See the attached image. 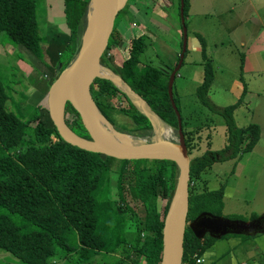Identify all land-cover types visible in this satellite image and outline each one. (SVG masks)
<instances>
[{"label":"trees","instance_id":"1","mask_svg":"<svg viewBox=\"0 0 264 264\" xmlns=\"http://www.w3.org/2000/svg\"><path fill=\"white\" fill-rule=\"evenodd\" d=\"M88 2L62 0L66 25L62 31L66 37L57 42L41 34L35 0H0V32H5L12 44L23 46L32 56L38 57L52 72L60 73L79 50ZM179 4L177 0L178 10ZM186 4L184 0V16ZM144 37L145 34L131 37L125 47L127 52L119 59L121 36L114 20L101 64L118 75L163 122L177 129V117L167 93L170 72L140 63L146 45ZM199 37L203 75L195 96L202 105L223 117L225 144L218 150L207 148L199 155L192 154L198 146L195 140L198 127H185L181 118L190 159V189L192 181L199 178L205 168L216 161L237 160L243 152L253 148L260 135L256 123L236 125L234 110L239 101L213 109L208 92L214 80V69L206 53L205 41ZM113 46L116 51L112 57H107ZM177 61L178 57L172 66ZM111 90L118 89L112 81L102 77H96L90 86L99 111L113 124L109 103L98 98ZM173 99L179 110L174 95ZM7 100L0 79V249L10 252L23 264H52L54 256L67 258L72 253L80 264H121L124 261L159 264L163 218L178 172L175 163L166 159L120 160L78 148L59 136L50 118L48 123L42 120L40 115L44 109L41 105L34 106L28 116H19L7 108ZM128 101L129 107L121 109L134 124L128 132L139 131V136H144L152 129V124ZM69 112L73 118L71 122L66 119L68 126L78 135L87 137L76 110L67 102L65 115ZM116 128L126 131L121 126ZM112 172L116 173L119 202L109 197L108 175ZM125 180L126 191L141 203L142 214L125 202ZM193 190L188 193L187 220L203 211L220 213L222 187ZM122 216L128 220L126 227ZM230 218L242 219L240 216ZM261 218L264 219V214ZM211 240L212 237H207L208 242ZM207 246V242H201L186 227L182 262L199 256ZM106 254L116 255L115 260L92 262L96 256L106 257Z\"/></svg>","mask_w":264,"mask_h":264},{"label":"rangeland","instance_id":"2","mask_svg":"<svg viewBox=\"0 0 264 264\" xmlns=\"http://www.w3.org/2000/svg\"><path fill=\"white\" fill-rule=\"evenodd\" d=\"M35 2L36 20L41 34L46 36L47 38H45L47 40L55 39L57 42L61 41V39L66 37V34L62 31L66 25H64L65 16L62 10L63 5L62 8H60V0H35ZM88 9L89 7L87 6V13ZM115 18L116 28L121 36V45L119 46V50L121 51L117 53L119 59L127 52L125 51V47L129 45L131 37L145 34L146 37L144 38L146 45L144 52L140 56L142 61L140 63L150 64L167 72H172L174 68V66H172L173 61L180 56L182 51V43H180V41L182 42V35L180 34V30L182 33V28L177 0H128ZM184 21L186 26V12ZM197 22L200 23L199 20H197ZM223 25V27L217 26L213 27L215 29H209L208 32H210V30L215 31L213 35L208 34L207 36L205 33V37L208 40V43L205 44L206 53L210 57L214 69V80L208 92L209 101L213 109H215V107L219 108L232 104L239 100L240 97L238 95H235L234 92L230 93L225 88L230 87L232 78L235 77L240 84L246 87L248 84L253 87L251 84L252 77L246 76V74L242 72L243 70L240 65L242 63L241 57L245 50V48L239 44L240 36H238V33L242 29H238L236 35L237 28L231 27L233 24L229 26L227 22H224ZM188 32H190V29H188ZM191 33L192 32H190L188 37L189 40L187 42V49L183 54V60L174 77L172 92L179 107L178 111L182 118V123L185 127L186 125L198 127V134L196 135L195 133V140L198 146L196 149L192 150V154L199 155L205 150H208L207 148L218 150L224 146L225 127L223 117L214 110L202 105L195 96L196 89L201 83L203 75L201 64L202 53L201 50L194 51V47H191ZM114 50L115 46L109 50L107 57H112ZM122 50L123 53H121ZM59 74L60 73L56 71L52 72L38 57L32 56L23 46L12 44L5 32H0V79L8 95L6 103L8 109L14 111L19 116H28L34 106L41 105L44 111H42L40 116L45 123H48V118L50 117L47 110V96L52 83ZM55 76L56 78L54 79ZM116 87L118 90H111L112 92L110 93L98 96L99 100L103 103H109V114L113 120V124L110 122L109 124L113 129L130 136L132 140L150 141L153 137L155 138L156 135L159 136L156 130L158 131V127L160 126L161 128L168 129L169 133L167 134V140H176L177 129L169 126L159 119V117L157 122H154L152 117H148L151 124H153V129L144 136H139V131L129 133L128 130L132 129L134 124L126 114L124 115V113L121 112V109L129 107L128 100H130L140 112L141 108L134 103L132 97L125 89L122 90V87H118L117 85ZM129 91L132 92L131 90ZM112 93L113 95L111 96ZM246 99L251 100L250 97ZM257 99V97L253 96L252 102L255 103ZM24 106H26L25 109H23ZM251 107L253 111L246 114V117L240 112H237L236 116H234L236 123L243 124L246 122L249 115L252 116L253 120H259L264 117L260 110H255L253 106ZM72 118V113H67L65 115V122L66 119L68 122H71ZM66 124L68 125L67 122ZM117 126H121V128L124 127L126 131H121L120 128L117 129ZM260 149H264V147L261 146ZM243 153V157L250 155L247 151ZM252 157V159L255 160L257 154H254ZM206 171L205 168L200 173L201 178ZM246 171L247 170H245L244 173ZM200 179H194L191 183L193 186L191 189L189 186V190L193 192V188L196 191L208 190L204 179H202L201 185L199 184ZM234 180L235 179L232 177L229 179L230 183H233ZM197 181L198 187L196 185ZM245 181L246 183L244 186H246L247 193L243 197H247L249 200L243 199L242 192H240L237 184L235 186L236 192L241 196L232 194L224 196L222 198V209L220 213L214 215L226 218L240 216L242 220L245 221L253 219V217H251L253 215L263 217L264 167L263 169L260 168L259 171L247 172ZM108 182L110 189L109 197L119 202L115 172L108 175ZM124 187L123 197L125 202L137 213L142 214L141 203L132 199L126 191V180L124 182ZM215 189L216 188L210 190ZM252 193H254L253 199H251ZM97 198L102 200L98 196ZM122 220L126 227L127 218L125 219L124 216H122ZM125 227L123 229L124 232L126 231ZM129 232L134 233L132 231ZM222 237L223 239L220 240V242H218L219 238H212L209 242L206 237L204 238L203 241L208 243L206 248L212 246L210 249H213L215 245H218V249H221L219 252L225 253L223 257L212 260L209 263L205 262V264H231L233 261L241 260V258H249L250 264H264V256L261 255V263L258 262L257 258L251 257L253 246L258 245L255 248L258 250L264 249V240H261L263 238L261 233H257L254 236L253 234L239 232L226 234ZM224 241H227V244L223 245L222 243ZM205 250L206 249L199 253L200 258H206ZM75 256V253H72V255L67 258H61L56 255L53 257L54 261L52 264H80ZM115 257L116 255L113 254H106V257L99 255L96 256L92 262H102L106 260L112 262L115 260ZM0 264L23 263L10 252L0 249ZM121 264H128V262L124 261ZM202 264L204 263L202 262Z\"/></svg>","mask_w":264,"mask_h":264},{"label":"water","instance_id":"3","mask_svg":"<svg viewBox=\"0 0 264 264\" xmlns=\"http://www.w3.org/2000/svg\"><path fill=\"white\" fill-rule=\"evenodd\" d=\"M93 1L89 0L88 3L89 9L79 50L71 63L60 72L49 89L47 96L49 117L59 136L78 148L120 160L166 159L175 163L178 172L163 218L159 264H181L186 227L198 239H201L206 233L212 238H220L226 234L243 232L241 228L250 223L242 219H230L214 215L208 211H203L195 218L187 220L190 159L182 131L181 116L174 102L172 92L174 77L186 50L187 29L183 16L184 0H179L182 51L176 65L169 74L167 82V93L177 117V138L173 141L157 139L129 145L113 141L102 134L98 127V116L102 117L107 123L109 122L99 111L90 91V86L96 77L109 79L99 75L102 67L101 57L107 47L115 17L128 0H96L94 4ZM80 58L86 59V65L81 72L77 73L74 69L77 68ZM73 67L75 68L72 69ZM63 75L66 76V79L60 87L58 81ZM124 85L131 90L125 82ZM132 92L137 95L134 91ZM137 96L145 102L139 95ZM67 102L76 110L87 137L78 135L66 124L65 106ZM147 107L149 108L148 105ZM141 112L149 117L145 111Z\"/></svg>","mask_w":264,"mask_h":264},{"label":"crops","instance_id":"4","mask_svg":"<svg viewBox=\"0 0 264 264\" xmlns=\"http://www.w3.org/2000/svg\"><path fill=\"white\" fill-rule=\"evenodd\" d=\"M186 3L187 42L190 32H192V37L190 36L192 43L191 47H194V51L201 50L199 36L204 39L205 44L208 43L205 33L207 36L208 34L213 35L215 31L210 30V32H208L209 29H215L213 27H223L224 22H227L229 26L233 24L231 27L237 28L236 35L238 29H242L238 33V36H240L239 44L244 47L245 50L240 65L243 70L242 72L245 73L246 76L252 77L251 84L253 87L249 84L247 87L240 84L234 77L230 81V87L225 88L230 93L234 92L235 95L240 97L239 100H237L239 101V105L234 110V116H236L237 112H240L246 117V114L253 111L251 106H253L255 110H260L264 115V0H186ZM60 8H62V0H60ZM197 20H199L200 23H198ZM188 29H190V32H188ZM253 96L258 98L255 100V103L252 102ZM247 97H250L251 100L246 99ZM252 122L259 126L260 135L253 148L247 151L250 155L243 157V153L237 160L228 159L216 161L210 167L206 168L207 171L202 178L201 174L198 178V180L201 178L199 181L200 185L202 179H204L208 190L222 187V198L228 194L241 196L236 192L235 186L237 184L243 197L247 193L246 186H244L246 183V173L259 171L260 168L263 169L264 167V149H260L261 146L264 147V117L259 120H253L252 116L249 115L246 122L243 124L236 123V125L245 126ZM254 154H257L258 159H252ZM245 170L247 171L244 173ZM231 177L235 179L233 183L229 181ZM196 185L198 187V181ZM253 196L254 193H252L251 199H253ZM243 199L249 200L247 197H243ZM262 223V228L250 234L255 236V234L261 233L263 237L261 240H264V219ZM222 239L223 237H220L218 242ZM222 244H227V241H224ZM257 246L258 245L253 246L251 257L257 258L258 262L261 263V255L264 256V249H255ZM211 247L212 246L205 250L206 258L202 257V262L204 264L205 262L209 263L212 260H217L225 254L224 252H219L221 249H218V245H215L213 249H210ZM240 261L250 262L249 258H241V260L233 261L231 264H236Z\"/></svg>","mask_w":264,"mask_h":264},{"label":"bare ground","instance_id":"5","mask_svg":"<svg viewBox=\"0 0 264 264\" xmlns=\"http://www.w3.org/2000/svg\"><path fill=\"white\" fill-rule=\"evenodd\" d=\"M95 1L96 0L93 1V4L95 3ZM85 65H86V59L80 58L78 60V63H77V68L74 69L75 67H73L72 69H74V71L78 73L84 69ZM99 75L111 79L118 87H122V90L125 89L126 92L132 97L134 103L138 107L141 108V111H145L149 115V117L153 118L154 122L158 121V116L147 107L146 103H143V101L137 95L130 92L129 89L126 88V86L124 85V82L118 76H116L109 68L102 65V67L100 68V71H99ZM64 79H66L65 75L61 76V79L58 81V85L60 87L65 83ZM97 119H98V127H99L100 131L102 132V134L104 136H107L109 139H111L113 141H117V142H120V143L126 144V145H129L131 143H139L140 141H143V140H131L132 138L129 137L128 135H126L124 133H120V132L116 131L115 129H113L110 126V124L107 123L102 117L98 116ZM156 132H158L157 134L159 136L156 135L157 138L153 137L152 140H157V139L158 140H167V134L169 133L168 129L161 128L159 126L158 131L156 130ZM156 132H155V134H156Z\"/></svg>","mask_w":264,"mask_h":264},{"label":"flooded vegetation","instance_id":"6","mask_svg":"<svg viewBox=\"0 0 264 264\" xmlns=\"http://www.w3.org/2000/svg\"><path fill=\"white\" fill-rule=\"evenodd\" d=\"M232 219V218H230ZM249 223V225H247L246 227L244 228H241V230L244 232V233H247V234H250V233H253L254 231L262 228V221L263 219L260 217V216H257L253 219H249L247 220ZM207 238V237H210L209 234H205L201 239L200 241L203 242L204 238ZM222 237V236H221Z\"/></svg>","mask_w":264,"mask_h":264},{"label":"built area","instance_id":"7","mask_svg":"<svg viewBox=\"0 0 264 264\" xmlns=\"http://www.w3.org/2000/svg\"><path fill=\"white\" fill-rule=\"evenodd\" d=\"M181 264H202V258L194 255L191 259H187L184 262H182ZM236 264H250V263L247 261H240Z\"/></svg>","mask_w":264,"mask_h":264}]
</instances>
